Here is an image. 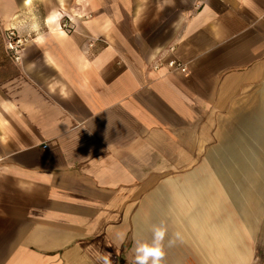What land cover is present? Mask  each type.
Here are the masks:
<instances>
[{"label": "crops", "instance_id": "1", "mask_svg": "<svg viewBox=\"0 0 264 264\" xmlns=\"http://www.w3.org/2000/svg\"><path fill=\"white\" fill-rule=\"evenodd\" d=\"M0 160V264H264V0H0Z\"/></svg>", "mask_w": 264, "mask_h": 264}, {"label": "bare ground", "instance_id": "2", "mask_svg": "<svg viewBox=\"0 0 264 264\" xmlns=\"http://www.w3.org/2000/svg\"><path fill=\"white\" fill-rule=\"evenodd\" d=\"M211 191L213 188L209 179L202 177L189 179L176 194L180 207V217L184 221L187 232L195 231L203 236L210 231H215V224L210 225L208 222L211 221V217L216 216L222 210V207H220L219 201L213 199ZM172 210L174 213L177 212L176 209ZM221 228L223 226H216V231L220 232Z\"/></svg>", "mask_w": 264, "mask_h": 264}, {"label": "clouds", "instance_id": "3", "mask_svg": "<svg viewBox=\"0 0 264 264\" xmlns=\"http://www.w3.org/2000/svg\"><path fill=\"white\" fill-rule=\"evenodd\" d=\"M152 240L134 243L135 259L133 264H162L165 257L164 240L167 234V228L163 225L154 226L152 228ZM179 238V233L175 234ZM173 241H169L171 244ZM104 264H111V261L105 257Z\"/></svg>", "mask_w": 264, "mask_h": 264}, {"label": "built area", "instance_id": "4", "mask_svg": "<svg viewBox=\"0 0 264 264\" xmlns=\"http://www.w3.org/2000/svg\"><path fill=\"white\" fill-rule=\"evenodd\" d=\"M62 28L69 29V22L65 20L62 24ZM7 38V46L12 53V57L15 61H19L21 59V55L24 52L25 45L29 41V37H21L16 31L11 30L6 34ZM167 66L171 72H180L182 74L187 73V68L185 64L181 63L176 59L169 60L167 62ZM157 69V67H156ZM47 146H44L43 149H46ZM1 163V160H0Z\"/></svg>", "mask_w": 264, "mask_h": 264}]
</instances>
